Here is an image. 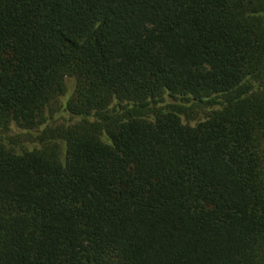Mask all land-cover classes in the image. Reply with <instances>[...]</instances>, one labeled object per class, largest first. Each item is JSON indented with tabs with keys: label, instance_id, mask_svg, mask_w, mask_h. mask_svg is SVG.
<instances>
[{
	"label": "trees",
	"instance_id": "16d2710c",
	"mask_svg": "<svg viewBox=\"0 0 264 264\" xmlns=\"http://www.w3.org/2000/svg\"><path fill=\"white\" fill-rule=\"evenodd\" d=\"M0 264H264V0H0Z\"/></svg>",
	"mask_w": 264,
	"mask_h": 264
},
{
	"label": "rangeland",
	"instance_id": "374dc122",
	"mask_svg": "<svg viewBox=\"0 0 264 264\" xmlns=\"http://www.w3.org/2000/svg\"><path fill=\"white\" fill-rule=\"evenodd\" d=\"M68 119V117H64L63 119L62 118H60V120H59V122H63L64 120H67ZM16 130H14V131H10V132H8L7 134L8 135H12V134H16ZM32 133H34V132H32Z\"/></svg>",
	"mask_w": 264,
	"mask_h": 264
}]
</instances>
